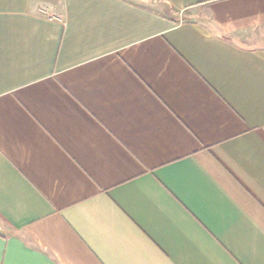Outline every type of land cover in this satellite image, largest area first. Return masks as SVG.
Instances as JSON below:
<instances>
[{"label": "crops", "instance_id": "0c3cea01", "mask_svg": "<svg viewBox=\"0 0 264 264\" xmlns=\"http://www.w3.org/2000/svg\"><path fill=\"white\" fill-rule=\"evenodd\" d=\"M0 264H264V0H0Z\"/></svg>", "mask_w": 264, "mask_h": 264}]
</instances>
